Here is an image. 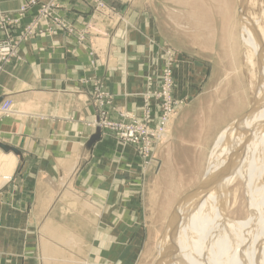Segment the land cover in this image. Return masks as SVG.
I'll use <instances>...</instances> for the list:
<instances>
[{
    "label": "crops",
    "instance_id": "obj_1",
    "mask_svg": "<svg viewBox=\"0 0 264 264\" xmlns=\"http://www.w3.org/2000/svg\"><path fill=\"white\" fill-rule=\"evenodd\" d=\"M26 1L0 0V12ZM107 2L123 15L116 27L95 24L84 44L62 32L34 38L0 72V98L15 103L10 117L0 116V142L20 152L0 148V264L136 263L144 178L135 152L110 133L87 149L96 133L94 85L103 83L116 110L139 114L140 93L160 74L164 48L178 54V99L200 90L207 69L175 47L157 0ZM57 12L78 28L93 14L82 0H63Z\"/></svg>",
    "mask_w": 264,
    "mask_h": 264
},
{
    "label": "rangeland",
    "instance_id": "obj_2",
    "mask_svg": "<svg viewBox=\"0 0 264 264\" xmlns=\"http://www.w3.org/2000/svg\"><path fill=\"white\" fill-rule=\"evenodd\" d=\"M62 1L27 0L16 11L0 12V43L9 44L14 50L9 62L0 56V72L7 71L20 58L22 47L34 38L62 32L76 38L79 44H84L94 34L95 24L106 22L116 27L123 20V15L113 6L116 3L110 5L107 0H82L92 8L93 14L83 28H78L57 12ZM157 1L158 14L166 25H170L166 31L175 47L202 58L206 65L207 72L200 90L190 98L176 97L178 54L172 46H168L163 49L160 74L154 79L149 77L147 87L140 93L142 105L139 114L125 109L116 110L114 96L105 90L101 82L94 85L91 96L97 108L94 127L96 130L100 127L102 134L103 131L110 133L122 148L135 152L140 167L138 177L144 178L142 185H139V196H144V216L138 221L142 231L137 237L135 264H165L168 255L175 262L178 254L174 256L169 252L170 245L176 241L175 234L183 232V237L188 235L184 233V225L178 223L179 217L183 216L181 210L196 208L194 203L199 199L210 201L212 207L217 206V214L222 218V228L225 229L222 237L236 230L246 234L251 232L255 224L250 216L248 174L251 169L264 167V135L259 132L249 138L244 129L250 123L254 126L264 117L256 116L264 113V94L262 98L257 96L260 68L250 63L252 57L255 63L258 61L249 43L253 38L246 19L247 16L258 18L257 22L264 30V0H245L243 9L239 0ZM164 5L168 7L167 14ZM33 10H36V14L24 23ZM166 16L169 18L166 19ZM262 29H255L261 40ZM167 82H170L168 95ZM166 96L174 108L168 137L155 143L147 158L142 152L144 141L140 145L126 142L102 124L131 123L133 119L144 121V113L149 110L152 130L157 131L164 116ZM257 99L263 106H258L255 112L256 109L252 108L256 107ZM10 101L15 111L12 99L4 98L1 105ZM113 111L117 114L116 119L112 117ZM248 112L244 120L236 123ZM126 113L131 117H124ZM9 115H3L0 110L1 117ZM248 120V123H244ZM238 165L248 170L246 179L241 177L236 180ZM260 189L264 191V176ZM213 223L211 225L216 226ZM177 225L184 230L178 229ZM206 233L204 230L197 232L198 247Z\"/></svg>",
    "mask_w": 264,
    "mask_h": 264
},
{
    "label": "bare ground",
    "instance_id": "obj_3",
    "mask_svg": "<svg viewBox=\"0 0 264 264\" xmlns=\"http://www.w3.org/2000/svg\"><path fill=\"white\" fill-rule=\"evenodd\" d=\"M239 1L241 2V9H243L246 1ZM246 19H248V22L250 23L248 31H251L253 36H251V39H253L250 40L251 42L249 43L253 45H251V47L254 48V52L252 51L254 53L253 56H257L258 61L257 63H255L252 57L250 63L253 67H256L257 65L260 68V73L258 76V80H260V83L258 82L259 88L257 96H259V98H262V95L264 94V32L263 40H261L260 35H258L255 29H262L263 27H261L257 22L258 18H255L254 16H247ZM255 21L258 23L257 25H255ZM262 31L264 30L262 29ZM246 33L247 35L249 34L248 32ZM261 88L263 89L260 93L259 91H261ZM259 100L260 99H257L256 107L252 108L253 110L256 109L255 112L258 110V106H263L264 102L260 103ZM256 116L263 117L264 113L258 114ZM249 120L244 123H248ZM252 124L250 123L244 128L246 129V135H248L249 138H252V136H255L259 132H261L259 134L264 135V128H262L264 127V117L260 119V121H258L254 126ZM246 171L248 170H243V168L238 165L237 171L235 173L237 174L236 180L241 177L243 179H246ZM248 176V179L250 181H247L250 190L249 201L252 208V214L250 216L251 219L254 220V229H252L251 232L249 231V233L247 234L240 230H236L233 233L230 232L227 237H222L223 235H225V229L222 228V218L217 214V206L212 207L210 201L199 199V201L197 200L194 203L196 208L188 207L186 211L184 209L181 210L183 216H180L181 219L179 217L178 223L181 226L184 225V233L187 232L188 235L186 237H183L182 231L184 229H182L183 227L180 228L181 226L179 225L182 233H174L176 236H178L176 237L174 235L176 241L174 240L175 242L170 245L171 249L168 248L169 252H172L174 256L176 254L178 255L175 256L174 262L173 259H169L170 256L166 253L165 256L168 255V258L165 259V264H264V191H261L260 189L264 176V167L262 168L259 166V168L257 167L256 169H251ZM212 222H214L215 224H213L216 226H212ZM199 230H204V232L207 233L201 239V242H199L201 244L198 247L196 236ZM171 238L174 239L173 236ZM168 249L166 250V252L168 251Z\"/></svg>",
    "mask_w": 264,
    "mask_h": 264
},
{
    "label": "built area",
    "instance_id": "obj_4",
    "mask_svg": "<svg viewBox=\"0 0 264 264\" xmlns=\"http://www.w3.org/2000/svg\"><path fill=\"white\" fill-rule=\"evenodd\" d=\"M9 44L0 43V56L4 58L7 62L10 61L12 56L14 55V50L8 46ZM170 82H167V90L166 93L168 95V90L170 91ZM166 102L163 107L164 116L162 120L159 122V129L157 131L152 130L151 126V115L149 110H147L144 114V121H140L137 119H133L131 123L125 122H103L102 124L106 128H110L115 131L116 135L120 139H124L126 142H130L135 145H140L144 141L145 144L143 146V155L147 158L151 155V147L156 143L165 141L168 137V128L170 119L173 116L174 108L173 103L166 96ZM12 102H5L1 106V111L3 115H9L12 113ZM103 105V104H102ZM124 117H131L129 114H123ZM154 137V138H152ZM145 138V139H144ZM144 139V140H143Z\"/></svg>",
    "mask_w": 264,
    "mask_h": 264
},
{
    "label": "water",
    "instance_id": "obj_5",
    "mask_svg": "<svg viewBox=\"0 0 264 264\" xmlns=\"http://www.w3.org/2000/svg\"><path fill=\"white\" fill-rule=\"evenodd\" d=\"M3 101H4V98H0V105H1V103ZM248 114H249V112L246 113V114H244L240 119H238L236 121V123L239 122V121H242V119H244L245 117H247ZM101 138H102V130H101L100 127H98L97 130H96V133L90 138L89 142L87 143V149L88 150H91L92 147H93V145L95 143H97ZM0 148H2L3 150H5L7 152L11 151V152H14L17 155H20V152L18 150H16L15 148H13L11 146L2 144L1 142H0Z\"/></svg>",
    "mask_w": 264,
    "mask_h": 264
}]
</instances>
